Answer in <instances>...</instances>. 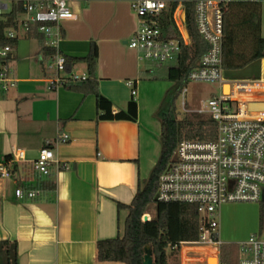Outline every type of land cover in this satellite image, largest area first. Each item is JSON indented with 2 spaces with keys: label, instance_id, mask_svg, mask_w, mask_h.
I'll return each instance as SVG.
<instances>
[{
  "label": "crops",
  "instance_id": "0c3cea01",
  "mask_svg": "<svg viewBox=\"0 0 264 264\" xmlns=\"http://www.w3.org/2000/svg\"><path fill=\"white\" fill-rule=\"evenodd\" d=\"M131 1L68 0L75 18L63 23L60 49L66 58H81L95 44L100 93L112 102L115 113L136 101V121L99 119L94 94L85 95L68 86L50 89L53 73L47 68L43 38L18 32V44L9 61L17 82L7 92H0V162H8L17 148L26 156L21 163H7L14 171L11 178L0 176V242L17 244V264H123L101 262L97 242L122 232L117 203L132 202L139 180L146 178L143 166L151 160V143L158 134L151 117L144 120L142 113L145 106H158L153 96L142 97L145 79L158 67L140 64L137 52L128 46L138 27ZM164 1L169 7L166 14L174 7L179 19L186 15L187 3L197 0ZM256 1L262 6L264 37V0ZM67 70L88 74L82 62ZM129 80L137 82L134 96ZM62 132L70 140L55 146L59 163L52 167L50 177H40L33 162L45 141ZM62 163L69 168H62ZM22 185L41 188L42 194L20 199L15 190ZM256 208L243 203L221 207L219 236L224 244L238 245L258 231L260 210L256 220ZM248 212L249 221L245 218ZM126 214L122 211L121 216ZM240 220L242 228L233 230L232 224ZM257 235L264 240V230ZM193 249L194 258L204 253L201 248ZM182 259L179 252L180 264Z\"/></svg>",
  "mask_w": 264,
  "mask_h": 264
},
{
  "label": "built area",
  "instance_id": "2783aa9c",
  "mask_svg": "<svg viewBox=\"0 0 264 264\" xmlns=\"http://www.w3.org/2000/svg\"><path fill=\"white\" fill-rule=\"evenodd\" d=\"M253 0H197L196 24L200 35L209 44L199 64L192 68L186 82H218L220 95L208 102L207 110L195 112L209 114L216 124L217 135L213 140L183 139L177 145L172 160L160 175L156 198L161 202H183L198 206L201 225L198 241L182 242L179 252L183 264L197 262L222 264L223 241L219 236L220 209L228 203L264 201V111L252 109L251 103L264 102V58L258 63L254 75L237 74L227 79L224 69V6L230 2ZM131 8L138 17V27L128 40V46L137 52L140 64L169 68L179 59L184 46L191 44L186 15L177 19L173 10V33L163 25L168 4L164 0H132ZM16 13L17 27L5 32L8 38H17L18 32L34 31L44 40L45 48L53 53L47 56V68L53 73L49 88L77 85L88 80L84 72L67 70V58L60 49L64 39L63 23L75 18L68 0H0V17ZM13 48L0 47V92H7L16 85L9 61ZM136 81L127 85L136 94ZM181 89L183 109L186 108V86ZM229 85V93L224 86ZM70 136L58 133L45 141L33 162L34 171L40 177L51 176L52 167L58 164L55 146L67 143ZM26 160L25 151L17 148L12 164ZM8 162H0V176L14 175ZM62 168H69L67 163ZM15 194L20 199H35L42 194L38 187L22 185ZM149 213L143 221L150 220ZM183 244V247H182ZM238 264H264V240L257 234L240 242ZM193 247L204 250L194 258Z\"/></svg>",
  "mask_w": 264,
  "mask_h": 264
},
{
  "label": "trees",
  "instance_id": "16d2710c",
  "mask_svg": "<svg viewBox=\"0 0 264 264\" xmlns=\"http://www.w3.org/2000/svg\"><path fill=\"white\" fill-rule=\"evenodd\" d=\"M195 2L186 6V18L191 44L184 46L178 61L169 68L155 69L154 79L166 78L174 83L164 98L166 108H161V153L147 180H139L137 192L130 204L117 203L118 228L122 229L116 237L97 242L98 259L101 262L144 264L146 247H151L155 264H170L171 258L179 252L182 242L198 241L201 216L197 205L183 202H161L156 198L160 175L170 164L174 151L183 139L213 140L216 138V124L209 119L178 118L174 99L185 85L188 72L195 68L209 44L200 35L196 24ZM174 7L165 15V30L173 33L172 13ZM17 27L16 13L0 17V47H17V38H8L5 32ZM224 69L237 72L264 58V37L262 36V6L259 1L230 2L224 6ZM30 34L38 35L37 32ZM43 38V37H42ZM46 49V55L53 53ZM98 48L95 44L90 53L81 58H67V69L75 63H85L89 78L83 83L69 85L73 91L85 95L94 94L97 99L98 118L102 120H129L138 118V103L130 101L126 110L117 113L112 102L99 91L96 77ZM235 74L233 78L236 76ZM260 223L264 227V201L260 203ZM155 207L156 215L143 221L144 214ZM122 211L127 214L123 218ZM222 264H238L240 253L236 244H223ZM17 244L0 242V258L4 264H17Z\"/></svg>",
  "mask_w": 264,
  "mask_h": 264
},
{
  "label": "rangeland",
  "instance_id": "374dc122",
  "mask_svg": "<svg viewBox=\"0 0 264 264\" xmlns=\"http://www.w3.org/2000/svg\"><path fill=\"white\" fill-rule=\"evenodd\" d=\"M259 63H255L252 64L248 67H246L245 69L238 71V72H225L226 77L230 78L233 77L235 74H239V75H244L246 77H250L251 75H254V71L256 68H258ZM153 74H151L150 76H147V78L145 79L147 85L145 84V89L144 91H142V97H151L153 96V98H155L157 100L156 105L160 106L161 108H166V102H164V96L168 90V88L172 87L174 85V83L166 78H156L154 79ZM188 89V92L185 95V101H186V108L188 111H185L183 109V97L181 94V91L178 93V95L176 96V98L174 99V107L176 110V114L178 118H183V117H189L192 119H209L210 116L207 113H197L195 111L202 109V110H207L208 108V102L213 98V97H217L220 95L221 92V87L220 84L218 82H199V81H189L186 83L185 85ZM148 91V92H146ZM225 93H229L230 91V86H226L224 89ZM162 102V104H161ZM159 103V104H158ZM146 105V104H145ZM158 106H155L157 108H152V109H148L147 106H145L143 108V119L147 120L148 118L151 119V126L153 127V129L155 131H157V137L155 142L151 143V150H150V154L149 157L151 158L150 162L147 164L149 165L148 167H146L145 165L143 166V177H146L145 180H147V178L149 177L152 169L150 165H154L153 163H157L160 153H161V142H160V138L158 137L159 133H161V119H160V109H158ZM157 109V110H156ZM153 110H155V112H153ZM152 118L154 120H152ZM159 138V139H158ZM144 180V181H145ZM243 204H247V205H253V206H258L259 209L256 208V220H257V212L260 210V203L258 202H244ZM149 214L152 217H155L156 215V210L155 207L152 205L149 211ZM245 218L246 220H250V215L249 212L245 214ZM258 221H259V229L256 233L253 234H263V230L264 227H261V223H260V218L258 217ZM242 220H240V222L238 224H232V229H241L242 228ZM210 264H216L215 260H211L210 259ZM4 260H2L0 258V264H4ZM170 264H180V260H179V252L174 255L171 260H170Z\"/></svg>",
  "mask_w": 264,
  "mask_h": 264
},
{
  "label": "water",
  "instance_id": "95a60500",
  "mask_svg": "<svg viewBox=\"0 0 264 264\" xmlns=\"http://www.w3.org/2000/svg\"><path fill=\"white\" fill-rule=\"evenodd\" d=\"M250 106L252 109L264 111V102L251 103ZM212 259L216 261L215 258H211V260ZM144 264H155L153 252H152L151 247H149V246L146 247V249H145Z\"/></svg>",
  "mask_w": 264,
  "mask_h": 264
},
{
  "label": "bare ground",
  "instance_id": "6f19581e",
  "mask_svg": "<svg viewBox=\"0 0 264 264\" xmlns=\"http://www.w3.org/2000/svg\"><path fill=\"white\" fill-rule=\"evenodd\" d=\"M228 86V85H227Z\"/></svg>",
  "mask_w": 264,
  "mask_h": 264
}]
</instances>
